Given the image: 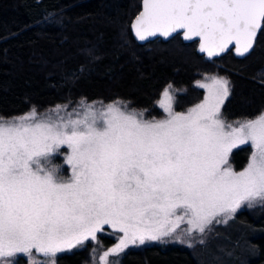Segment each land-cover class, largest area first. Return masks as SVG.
<instances>
[{"label": "snow or ice", "instance_id": "1", "mask_svg": "<svg viewBox=\"0 0 264 264\" xmlns=\"http://www.w3.org/2000/svg\"><path fill=\"white\" fill-rule=\"evenodd\" d=\"M132 27L143 41L183 31L200 38L208 57L235 45L243 56L264 31V0H142ZM85 55L91 59L95 53ZM201 103L186 113L171 108L169 84L161 106L166 119L145 121L121 101L85 105L73 119L52 110L40 118L35 108L11 119L0 117V264L42 255L41 264L87 241L105 227L122 233L100 256L118 257L130 245L176 236L199 243L216 223H227L243 206H264V112L226 123L221 106L229 81L212 77ZM83 104V102H82ZM250 145L247 166L235 171L232 150ZM71 176L52 162L63 147ZM191 247V243H189ZM115 264H119L118 261Z\"/></svg>", "mask_w": 264, "mask_h": 264}, {"label": "trees", "instance_id": "2", "mask_svg": "<svg viewBox=\"0 0 264 264\" xmlns=\"http://www.w3.org/2000/svg\"><path fill=\"white\" fill-rule=\"evenodd\" d=\"M140 9L141 0H0V117L81 99H122L145 110L147 118H158L163 112L156 103L169 84L176 111L203 100L205 91L196 85L202 74L228 79L230 95L222 107L227 121L264 112V31L247 57L228 53L206 61L196 42L185 43L179 35L138 44L130 25ZM88 51L95 53L91 59ZM251 152L250 145L233 152L235 169L245 166ZM216 233L223 242L231 240L233 251L242 242L249 245L246 264H264V208L239 210ZM99 235L104 244L109 242ZM217 239L194 248L153 244L130 249L121 264H209L196 254L213 251ZM237 253L234 264L241 257ZM16 259L28 263L25 255ZM56 260L84 264L85 254L78 249L58 254Z\"/></svg>", "mask_w": 264, "mask_h": 264}, {"label": "rangeland", "instance_id": "3", "mask_svg": "<svg viewBox=\"0 0 264 264\" xmlns=\"http://www.w3.org/2000/svg\"><path fill=\"white\" fill-rule=\"evenodd\" d=\"M212 77H221V78H224V79L228 80L226 77L219 76V75H216V74H202L201 78L196 81V85L198 87H200L199 84H211V78ZM203 89L205 91V96H206L208 94V89L207 88H203ZM169 91H170V94L172 95V98H173L172 102H171V108L175 112L186 113L190 108L194 107L198 103H201L204 100V98H205V96H204L203 100H201L200 102L192 105L191 107H189L186 110L176 111L175 108H174V95H175L174 90L171 88ZM163 92H162V94H163ZM162 94H161L160 98L158 99L156 105L162 110L163 114H162L161 117L153 118V119L147 118L145 110H141V109H137V108L133 107L132 104L129 101L122 100V99H117L115 101H121V102H123L124 104L127 105L128 109L136 110L137 113L142 114L139 118H141V119H143L145 121L163 120V119L167 118L168 113L161 106V101L164 99ZM115 101H113V102H115ZM82 102H83V104H82ZM113 102H105V101H102V100L89 101L87 99H81L80 101L75 102V103L67 102V103L57 104V105H55V106H53V107H51L49 109L43 110V111H39V110H36V109L35 110L37 112V115L40 118H45V117L50 116V115L51 116H55V113L52 110L56 109L57 106L59 105V106H61V108L59 110V114L60 115L64 116L65 118H68V114L71 113L72 114L71 118L75 119V118H77V115H76L77 113H79L81 115L83 114L85 105H93L94 107L99 108V107H101L102 104L106 106V105H108L110 103H113ZM222 107H223V105L221 106V110H220L221 118L226 123H233L234 124L236 121H243V120L247 119V118H243V119H235V120L227 121L222 115ZM29 112H27L25 114H22V115H19V116H14V117L24 116V115L28 114ZM11 118H13V117L4 118V119H11ZM242 146H245V145H240L237 148L233 149L232 153L229 156V164L233 168V170H235V171L243 170L247 166V164L249 162V159H248L247 163L245 164V166L242 169L237 170L234 167V164L232 162V154H233V152L236 149H238L239 147H242ZM68 154H69V150L65 146V147H63L60 150V152L58 154H56L53 157V160H52V162L54 164H57V165L60 166V173L65 178H69L71 176V167L68 164L65 163L66 156ZM257 207L264 208V206H261V204L257 203L253 207H248L245 204L239 210H242V209H254V208H257ZM238 211H237V213H238ZM231 220H229L227 223H218V224L214 223L211 226L210 230L207 232V234L203 236V239H204V243L203 244L199 243V240L201 239V237H200V235L198 233H193L192 237H188V236H183L182 235L180 237V239H176V236L181 233L182 229L187 227L186 224H182L181 227L179 229H177V233H174L172 237H165V238H162L161 240H158V241H148V242H146L145 244H142V245L141 244L130 245L118 257L109 256L107 259L109 261V264H115L116 261H118L119 264H121L122 256L128 250H130V249H141V248H143V247H145L147 245H153V244H183V245L189 246V243H191L192 246L191 247L189 246L190 248H194V247H198L200 245L208 244L212 240H215V239L218 238L219 234L216 233V228L219 227V226H224L225 224H228ZM238 230L241 233L242 229L241 230L238 229ZM99 234H102L105 237H109L110 238L109 242L104 244L100 240L101 237H100ZM121 235H122V233L116 232L115 230H113V229H111V228L106 226L105 230L102 233H98L97 234V240L96 241L89 240L84 245L78 246L77 248H73V249H71L69 251H66V252L70 253V252H73V251L78 250V249H81V250L83 249L84 254H85L84 264H101L100 256H102L103 253L105 251H107L109 248L113 247L116 243H118L119 238H120ZM89 243L91 244L90 246L88 245ZM216 243H217L215 245L216 248L213 251L211 249H208L205 252L196 254L197 257L200 258L201 261H205V262H207L209 264H234V262H235L234 253L238 252L240 254V256H241L240 259H239V264H246L245 263V257L250 254V248H249V245L246 242H244V243L242 242V244H240V246H238L236 251H233L234 249H231L232 247H229L231 244H232L231 246H233V243H231V240H229L228 237H225V242H223L222 240L217 239ZM20 255H23V254H20ZM29 259L30 258L27 257V260H28L27 264H29ZM31 259L34 261V264H41V261L44 258L40 254L33 253V256H32Z\"/></svg>", "mask_w": 264, "mask_h": 264}, {"label": "water", "instance_id": "4", "mask_svg": "<svg viewBox=\"0 0 264 264\" xmlns=\"http://www.w3.org/2000/svg\"><path fill=\"white\" fill-rule=\"evenodd\" d=\"M142 7H143V5H142V0H141V9H140V11L138 12V14L142 11ZM138 14H137V15H138ZM137 15H136V16H137ZM136 16H135V17L133 18V20L131 21L130 29H131V33H132V35H133L134 40H135L138 44H146V43H148V42H150V41H153V40H155V39H157V38H161L163 41H168V40H170L171 38H173L174 36L179 35L180 38L182 39V41L185 42V43L196 42V43H197V45H196V51H197V53L200 54V55H202L203 58H204L206 61H212V60H215V59L221 58V57L225 56V55L228 54V53H231L234 57H236V58H238V59H243V58L247 57L248 55H250L251 52L254 50V48H255V46H256V43H257V40H258V37H259V35H260V32H259V33L257 34V37H256V40H255V42H254V46H253V48H252L248 53H246V54L243 55V56L237 55V53H236V51H235V45H234V44H231V45L228 46V48H227L224 52L220 53V54L217 55V56H213V57L210 58V57L207 56L206 53H203V52L199 51L200 38H199V37H194L192 40H185L184 37H183V31H182V30H180L179 33H174V34H173L172 36H170V37H164V36H161V35L158 34V35H156V36L148 37L147 39H145V40H143V41L139 40V39L136 37L135 32H134L133 27H132L133 23L135 22Z\"/></svg>", "mask_w": 264, "mask_h": 264}]
</instances>
